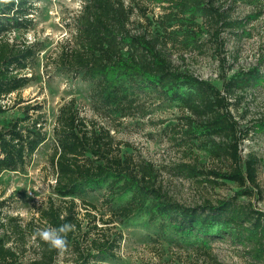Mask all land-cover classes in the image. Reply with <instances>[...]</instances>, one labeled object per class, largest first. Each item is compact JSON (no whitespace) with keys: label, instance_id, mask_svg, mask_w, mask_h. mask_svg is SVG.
Returning a JSON list of instances; mask_svg holds the SVG:
<instances>
[{"label":"trees","instance_id":"16d2710c","mask_svg":"<svg viewBox=\"0 0 264 264\" xmlns=\"http://www.w3.org/2000/svg\"><path fill=\"white\" fill-rule=\"evenodd\" d=\"M37 1L0 3V116L17 112L0 117V174L24 171L48 138L42 103L20 97L6 102L8 95L36 79L34 67L43 47L24 34L34 27ZM147 1L160 7L159 15L147 16ZM147 1L86 0L71 34L50 62L56 70L90 82L88 98L93 111L112 123L144 117L145 95L176 106L183 114L176 123L162 127L167 140L191 152L202 150L227 165L206 169L183 161L172 168L212 187L230 181L238 190L225 199L179 202L158 181L152 161L123 154L122 142L110 127L82 114L71 97L58 106L52 126L49 164L58 202L50 197L38 211V223L16 226L22 236L26 227L33 236L37 228L74 224L76 231L67 237L65 254L69 255L59 262L55 250L33 239L35 254L22 262L21 250L9 244L11 236L5 231L0 234V264H97L114 259L121 239L115 224L137 222L152 227L157 237H172L177 245L201 252L205 264H225L206 250L208 242L223 237L241 246L252 261L264 262V210L251 201L238 200L255 194L259 201L263 198L257 183L259 159L250 152L243 155L239 145L250 131L264 132V117L241 126L230 107L236 91L264 82V53L254 66L229 76L222 74L219 87L176 68L167 52L168 48L200 52L204 46L200 38L208 32L222 44L220 36L226 28H240V34L248 35L245 26L259 13L231 18L215 0ZM135 8L146 23L137 32L129 28ZM219 60L222 67L224 57ZM91 196L97 202L90 201ZM3 204L0 201V214Z\"/></svg>","mask_w":264,"mask_h":264},{"label":"rangeland","instance_id":"374dc122","mask_svg":"<svg viewBox=\"0 0 264 264\" xmlns=\"http://www.w3.org/2000/svg\"><path fill=\"white\" fill-rule=\"evenodd\" d=\"M86 0H38L34 13V27L25 36L31 41H39L43 49L38 53L34 67L36 79L18 92L6 97L10 103L15 98L26 102L43 104L46 116L45 129L47 140L39 146L26 169L20 171H3L0 174V201L3 208L0 214V234L10 233V245L20 249V261L32 258L35 254L33 236H29V228H25L23 236L17 231V225H25L35 218L39 209L52 197L54 172L49 164L52 151V126L58 106L61 102L74 97L82 114L95 118L101 124L110 127L115 138L122 142L121 152L133 153L152 161L158 169V181L169 195L181 203L193 204L208 198L210 200L225 199L234 195L238 187L230 181L210 186L206 182L185 178L172 168L178 162H196L201 168H225L227 161L214 160L208 153L194 149L193 152L168 141L162 131L165 124L176 123L182 111L171 103L144 96V117H126L115 123L97 115L90 104L88 94L90 82L79 77L72 78L65 72L58 71L50 62L59 51L61 44L69 37L75 18ZM147 1V0H146ZM217 6L227 11L231 18H244L250 13L258 12L256 19L245 26L248 35L240 34V28L224 29L220 39L222 44L205 33L200 40L204 43L203 50L181 53L177 48H168L167 52L176 68L208 79L221 87V75L229 76L239 70L254 66L264 53V0H215ZM147 16L159 15L160 7L147 1ZM135 7V6H134ZM135 8L131 15L129 28L141 31L146 26L144 18ZM206 26L210 29L209 23ZM22 34V33H20ZM219 57H224L221 67ZM50 59V60H49ZM47 62V64H45ZM231 111L241 126H249L260 117H264V82L236 91L231 97ZM15 110L5 114L15 115ZM1 115L0 117H5ZM156 122V124H154ZM243 155L250 152L259 159L257 183L262 190L263 198L258 200L255 194L251 198L239 196L242 202L251 201L256 207L264 210V132L250 131L247 138L239 145ZM90 201L97 202L93 196ZM82 204L80 209L83 208ZM121 232L120 247L114 259H107L97 264H205L206 258L186 246L177 245L172 237H157L154 229L144 222L115 224ZM206 250L217 260L225 264H264L254 262L243 251L241 246L231 243L228 237L216 238L207 243ZM69 254L58 257L62 262Z\"/></svg>","mask_w":264,"mask_h":264},{"label":"clouds","instance_id":"9594fccd","mask_svg":"<svg viewBox=\"0 0 264 264\" xmlns=\"http://www.w3.org/2000/svg\"><path fill=\"white\" fill-rule=\"evenodd\" d=\"M12 0H0L2 4L11 3ZM76 226L72 223H63L58 227L37 228L33 232V239L46 243L51 250L62 256L68 251V234L74 233Z\"/></svg>","mask_w":264,"mask_h":264}]
</instances>
